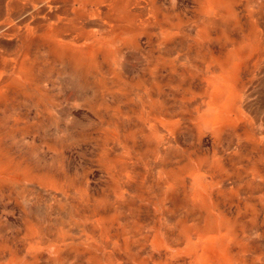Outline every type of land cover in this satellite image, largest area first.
<instances>
[{
    "label": "rangeland",
    "instance_id": "374dc122",
    "mask_svg": "<svg viewBox=\"0 0 264 264\" xmlns=\"http://www.w3.org/2000/svg\"><path fill=\"white\" fill-rule=\"evenodd\" d=\"M0 264H264V0H0Z\"/></svg>",
    "mask_w": 264,
    "mask_h": 264
}]
</instances>
